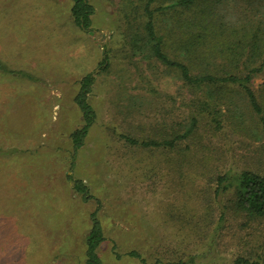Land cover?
<instances>
[{
  "label": "rangeland",
  "instance_id": "1",
  "mask_svg": "<svg viewBox=\"0 0 264 264\" xmlns=\"http://www.w3.org/2000/svg\"><path fill=\"white\" fill-rule=\"evenodd\" d=\"M88 1L94 13L86 30L74 20V0H0V35H10L0 50V264H84L94 211L106 235L103 264H142L131 250L149 263H264V218L235 211L232 189L218 227L214 200L217 175L264 174V131L243 90L186 85L178 70L139 49L147 0ZM211 2L197 0L191 9L176 0L152 4L172 57L184 59L177 44L185 28L175 20L199 8L229 24L264 25V0ZM105 53L110 66L101 71ZM93 71L98 120L74 153L71 133L82 125L74 98ZM251 86L264 100V71ZM199 100L211 103L220 126L199 112ZM193 116L195 132L171 150L120 138L163 140ZM74 180L92 198L84 200Z\"/></svg>",
  "mask_w": 264,
  "mask_h": 264
},
{
  "label": "trees",
  "instance_id": "2",
  "mask_svg": "<svg viewBox=\"0 0 264 264\" xmlns=\"http://www.w3.org/2000/svg\"><path fill=\"white\" fill-rule=\"evenodd\" d=\"M156 0H147L145 12L147 19L144 23V33L135 41L139 49L151 53L159 63L169 69H176L184 83L193 87L215 86L227 87L237 85L243 90L253 111L258 115L264 131V100L261 101L251 86L253 79L264 71V25H237L227 22L224 17L216 16L205 8H199V13L188 18H177L176 25L185 30L180 31L182 37L177 44V50L183 60L172 57L165 50V41L156 29L155 10L152 4ZM211 2V0H210ZM197 0H176L175 5L186 9L195 6ZM214 3V2H211ZM207 9L212 8L207 5ZM94 7L88 0H74L72 15L77 25L89 30L92 26ZM142 47V48H141ZM221 60V62H217ZM100 70L105 71L110 66L107 53L99 64ZM95 71L84 75L79 81V90L74 101L82 113V125L71 133L74 153L85 144L91 128L98 120V112L90 102V94L96 82ZM213 94V91L211 92ZM199 112H207L214 122L220 126L216 117L217 111L204 100H199ZM199 118L193 116L190 125L184 130L173 129L163 140L155 138H136L129 134H120V138L130 145L145 148L166 149L176 148L182 140L189 138L197 128ZM76 192L81 193L84 200L92 198L88 186L80 180H74ZM233 189L235 199L234 209L243 213L249 219L264 218V174L254 170H243L239 173H222L215 178L214 200L220 209L219 225L226 219L227 206L224 204L225 195ZM99 203V201H98ZM91 228L85 238L84 264H103L99 253L101 244L106 240L104 226L97 212L91 214ZM128 255L139 259L142 264H163L160 261L149 263L140 252L131 250ZM176 264H185L183 261ZM233 264H264L259 260L238 257Z\"/></svg>",
  "mask_w": 264,
  "mask_h": 264
},
{
  "label": "crops",
  "instance_id": "3",
  "mask_svg": "<svg viewBox=\"0 0 264 264\" xmlns=\"http://www.w3.org/2000/svg\"><path fill=\"white\" fill-rule=\"evenodd\" d=\"M3 2L2 3H0V10L1 9H3L2 7H3ZM3 17V16H2ZM6 17L7 18H9L10 17V13H9V15L7 16L6 15ZM7 37H6V39H4L5 38V36L2 34V35H0V45H2V48L0 47V50L2 49V50H4V46H5V44H8L9 43V37H10V35H6ZM8 41V42H7ZM0 68H4V67H2V66H0Z\"/></svg>",
  "mask_w": 264,
  "mask_h": 264
}]
</instances>
